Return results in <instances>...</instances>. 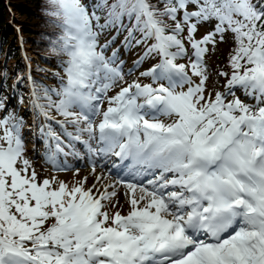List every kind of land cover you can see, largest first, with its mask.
<instances>
[{
  "label": "snow or ice",
  "instance_id": "obj_1",
  "mask_svg": "<svg viewBox=\"0 0 264 264\" xmlns=\"http://www.w3.org/2000/svg\"><path fill=\"white\" fill-rule=\"evenodd\" d=\"M47 4L66 79L33 82L32 107L45 164L74 179L38 178L25 118L0 98V264H264V0ZM111 30L145 46L127 72L118 49L107 54L116 37L102 42ZM229 35L224 90L209 91L206 58ZM77 145L82 178L67 163Z\"/></svg>",
  "mask_w": 264,
  "mask_h": 264
},
{
  "label": "rangeland",
  "instance_id": "obj_2",
  "mask_svg": "<svg viewBox=\"0 0 264 264\" xmlns=\"http://www.w3.org/2000/svg\"><path fill=\"white\" fill-rule=\"evenodd\" d=\"M213 27V24H205L200 26L199 31L197 33V38H200L204 34H206L208 31H210ZM16 34V40H12L11 44L15 45L21 50L22 53V58L23 60H26L28 62V65L31 69H33V65H40L39 60L31 54L30 49H28V46L24 45L22 42L20 33L15 30ZM114 46H111V48L108 50V55H111L112 50H119V56L123 60L124 57L126 56V48L123 46L124 45V39H121L120 43H113ZM112 44V45H113ZM229 40H227L226 43L218 45V47L214 50V52L210 53L209 56L206 58V62L211 69L210 72V80L208 83L209 91H212L213 89H217L220 91H223V85L226 83V81L223 78H219L215 75L216 71L220 69H224L227 71V67L224 65V62L226 60V57L229 54ZM141 49V48H140ZM145 49V48H144ZM144 49L140 52L138 55H133L128 57V59H134V57H137L135 59L138 60L140 55H143ZM29 55V56H28ZM28 58L30 59L31 62H29ZM8 60L6 59H0V85L1 83H7L5 88H8L7 90H0V98L4 100L5 107L8 111H11L15 113L19 117H24L25 118V125L22 130V135L25 143V155L32 161L33 166L35 170L38 173V178L39 179H44V178H51L53 176H57L59 179L64 180L66 182H71L74 179V173L73 171H61V172H54L51 167L47 166L43 160L44 156V143H43V137L41 135V126L44 125L46 122L44 121V118L37 114V111L33 109L32 107V86L30 84L26 85L24 82L27 81L26 75L27 73L23 74L21 78L15 77L13 73L12 76L7 79V76L3 75L2 69H6L8 66ZM132 63L127 62L126 64L124 63V70L125 72L128 71L129 68H132L134 65V62ZM154 58H149L144 61L143 67H141L140 70H137L136 72L133 73L131 77H127L129 81L136 79L139 77V73L142 71H146L149 66L153 63ZM41 66V65H40ZM25 67H27V64H25ZM43 69V76L36 75V87L37 90L42 92L45 87L47 88H52V89H57L58 86L60 85V81L62 79H65V76L62 74V72L57 68L56 64L53 61H50V66H41ZM9 69V68H7ZM58 74V75H57ZM4 76V77H3ZM15 78V79H14ZM10 79H14L13 83L9 85ZM141 83H150L148 78H140ZM33 80V79H32ZM17 81V82H16ZM146 81V82H145ZM34 82V81H33ZM21 85V86H20ZM24 85V86H23ZM30 85V87H29ZM215 86H218L217 88ZM1 87V86H0ZM24 91L26 93L25 95V101L23 102V106L18 105V91L20 90ZM114 93H109V95H112ZM238 95H241V93H237ZM11 107V109H10ZM104 107L106 108L107 105L105 104ZM4 113L0 112V116H3ZM52 116L55 117L56 120L62 119V117L58 116L54 111L52 112ZM164 122H168V118L163 119ZM99 122V118H97V123ZM53 126L56 127V130L59 131V128L57 125H55V122L52 121ZM69 131H73L71 127H69ZM2 134V132H0ZM36 142V143H35ZM37 145H40L39 147H36ZM73 156H69L67 158V163L69 167L72 166V169L78 168L79 169V176L80 178L86 176L90 172V166L89 164H82L81 163H75V158H72ZM97 171H101L100 168L97 169ZM92 180H89V186L91 185ZM121 202H123V198L121 197ZM127 211V206H125V213ZM50 223V221H49Z\"/></svg>",
  "mask_w": 264,
  "mask_h": 264
},
{
  "label": "trees",
  "instance_id": "obj_3",
  "mask_svg": "<svg viewBox=\"0 0 264 264\" xmlns=\"http://www.w3.org/2000/svg\"><path fill=\"white\" fill-rule=\"evenodd\" d=\"M47 9V0H0V59L8 60L7 64L9 67L7 68L9 69H2L3 75L7 76V79L12 76L9 73H13L17 77L25 71V61L21 56V50L11 44L13 39L16 40L15 30L20 33L22 42L25 46H28L31 54L39 60L41 66H50V61H53L64 75L63 69L59 64L67 58L57 56L51 51L50 47V39L55 38L59 34L60 29L55 26L56 22L51 17L45 15ZM124 23L128 25L127 20ZM111 31L106 33L110 34ZM228 40L230 53L234 43L230 35ZM228 57L229 54L224 62L226 67ZM28 60L30 59L28 58ZM40 65H33V69H31L34 82H36V75L44 77V72ZM227 71H230L228 67ZM14 79H10V81ZM5 86L6 83H4V88ZM22 95H26V93L22 91ZM53 99H56V97H53Z\"/></svg>",
  "mask_w": 264,
  "mask_h": 264
},
{
  "label": "bare ground",
  "instance_id": "obj_4",
  "mask_svg": "<svg viewBox=\"0 0 264 264\" xmlns=\"http://www.w3.org/2000/svg\"><path fill=\"white\" fill-rule=\"evenodd\" d=\"M29 56V55H28ZM30 61V60H29ZM34 78V77H33ZM26 79V78H25ZM17 82V81H16ZM24 86V85H23ZM25 87V86H24ZM29 87H30V85H29Z\"/></svg>",
  "mask_w": 264,
  "mask_h": 264
}]
</instances>
